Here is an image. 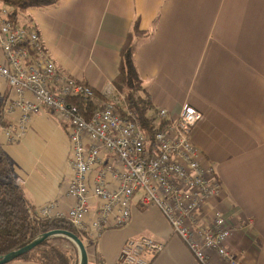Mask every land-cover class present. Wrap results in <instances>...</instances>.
Here are the masks:
<instances>
[{"label":"crops","instance_id":"obj_1","mask_svg":"<svg viewBox=\"0 0 264 264\" xmlns=\"http://www.w3.org/2000/svg\"><path fill=\"white\" fill-rule=\"evenodd\" d=\"M0 8L12 12L4 0ZM16 21L37 29L60 71L100 93L116 89L121 50L139 28L134 59L153 106L177 116L190 105L204 115L192 140L223 190L204 204L199 223L222 213L232 225L228 248L238 264H264V0H60L19 12ZM10 95L0 77V149L37 212L54 201L48 217L66 216L74 202L67 195L69 126L45 108L10 141L6 128L21 114L8 113ZM146 235L165 243L148 253L150 264H200L162 212L137 198L130 223L106 230L89 264H117L125 242ZM8 264L41 263L18 258Z\"/></svg>","mask_w":264,"mask_h":264},{"label":"built area","instance_id":"obj_2","mask_svg":"<svg viewBox=\"0 0 264 264\" xmlns=\"http://www.w3.org/2000/svg\"><path fill=\"white\" fill-rule=\"evenodd\" d=\"M0 77L11 91L8 113L21 112L6 128L10 141H17L45 108L69 126L73 175L67 195L74 202L66 218L75 229L96 243L106 230L130 223L137 198L141 206L162 212L200 264H215L211 253L225 264H238L228 248L230 220L217 211L211 223H199L204 204L223 190L213 164L201 158L192 140L204 116L200 110L184 105L171 116L159 108L153 120L164 123L153 141L128 107L125 115L120 112L125 99L117 89L102 93L108 101L88 118L76 100H88L96 89L60 71L37 29L12 21L6 8H0ZM55 205L50 202L38 214L48 217ZM164 246L152 236L130 238L117 264H150L148 253Z\"/></svg>","mask_w":264,"mask_h":264},{"label":"trees","instance_id":"obj_3","mask_svg":"<svg viewBox=\"0 0 264 264\" xmlns=\"http://www.w3.org/2000/svg\"><path fill=\"white\" fill-rule=\"evenodd\" d=\"M12 7L10 18H16L24 10L30 7H42L55 4L60 0H4ZM138 25L136 24L135 27ZM139 28L129 35L127 42L121 50V62L119 74L114 79L116 89L124 95V102L119 105L120 112L125 115V108L136 116V119L144 132L153 141L157 128L164 123L153 120L158 110L144 91L142 79L137 70L134 59V36L140 34ZM108 98L95 90V96L88 100H76L81 111L89 118L100 108L101 102L105 103ZM4 106V103H2ZM4 109L0 108V122H4ZM5 123V122H4ZM67 229L73 231L81 238L86 247L84 233L75 229L65 215L42 217L38 214L35 206L27 197L23 186L16 183L13 177L12 161L4 151L0 149V256L13 250L19 249L32 242L40 234L51 229ZM60 236H52L19 258L34 259L41 264H75L73 258L66 252L52 244V239ZM64 238V237H61ZM90 240V239H89Z\"/></svg>","mask_w":264,"mask_h":264},{"label":"water","instance_id":"obj_4","mask_svg":"<svg viewBox=\"0 0 264 264\" xmlns=\"http://www.w3.org/2000/svg\"><path fill=\"white\" fill-rule=\"evenodd\" d=\"M52 236H64L72 240L79 250V264H89V253L84 241L78 237L76 233L67 229H51L40 234L32 242L24 245L23 247L13 250L5 255L0 256V264H8L11 261L18 259L20 256L29 252L44 240Z\"/></svg>","mask_w":264,"mask_h":264},{"label":"rangeland","instance_id":"obj_5","mask_svg":"<svg viewBox=\"0 0 264 264\" xmlns=\"http://www.w3.org/2000/svg\"><path fill=\"white\" fill-rule=\"evenodd\" d=\"M61 237L64 236H60L52 239V244L57 246L59 249L63 250L64 252H66L69 257L73 258L74 262L76 261L75 264H79V250L76 244L67 237L64 238ZM85 242L87 244L88 253H92L95 243L89 240L88 238L85 239Z\"/></svg>","mask_w":264,"mask_h":264}]
</instances>
